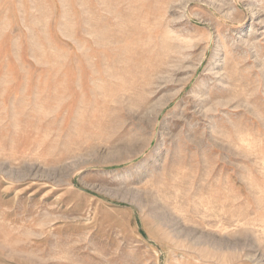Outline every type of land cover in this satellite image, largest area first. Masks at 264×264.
Wrapping results in <instances>:
<instances>
[{
	"label": "rangeland",
	"instance_id": "1",
	"mask_svg": "<svg viewBox=\"0 0 264 264\" xmlns=\"http://www.w3.org/2000/svg\"><path fill=\"white\" fill-rule=\"evenodd\" d=\"M0 264H264V0H0Z\"/></svg>",
	"mask_w": 264,
	"mask_h": 264
}]
</instances>
